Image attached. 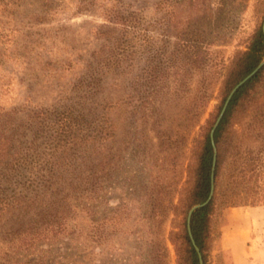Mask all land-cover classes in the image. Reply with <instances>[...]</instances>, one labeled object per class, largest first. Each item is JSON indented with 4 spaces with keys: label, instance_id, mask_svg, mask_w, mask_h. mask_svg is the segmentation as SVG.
<instances>
[{
    "label": "rangeland",
    "instance_id": "1",
    "mask_svg": "<svg viewBox=\"0 0 264 264\" xmlns=\"http://www.w3.org/2000/svg\"><path fill=\"white\" fill-rule=\"evenodd\" d=\"M217 1L196 0L195 9H178L175 23H166L162 0H0V125L6 121L13 134L14 157L27 161L15 167L20 173L5 187L28 197L42 192L47 204L54 203L45 212L63 225L55 233L28 225L36 212L27 220L22 213L19 232L15 222L0 229V264H177L174 243L180 239L170 233L179 231L182 215L168 201L176 203L178 196L169 187L159 200L151 190L162 185L156 178L162 175L168 184L184 186L183 169L200 126L217 113L223 71L264 21V0H231L234 29L223 44L209 48L204 68L190 67L176 52L174 36L189 15L202 11L203 4L213 9ZM128 13L139 22L129 43L134 33L126 39L108 20ZM121 42L132 47L122 68L102 69L100 60L113 63ZM142 69L154 74V81ZM135 74L142 79L133 82ZM137 87L147 91L142 98L133 97ZM117 100L124 105L116 106ZM246 105L234 119L233 154L239 162L255 159L262 170L257 184L264 190V71ZM66 107L84 115L87 142L52 151L36 124L42 113L52 116ZM106 117L116 125L113 136L92 139L94 120L105 127ZM161 139L171 146L162 166ZM234 156L227 163L233 164ZM90 167L102 187L93 199L85 191ZM37 171L40 184L32 176ZM158 201L159 209L152 205ZM238 201L215 206L207 264H264V204ZM90 217L105 222L101 244L91 239Z\"/></svg>",
    "mask_w": 264,
    "mask_h": 264
},
{
    "label": "trees",
    "instance_id": "2",
    "mask_svg": "<svg viewBox=\"0 0 264 264\" xmlns=\"http://www.w3.org/2000/svg\"><path fill=\"white\" fill-rule=\"evenodd\" d=\"M162 1L165 5L166 23H175L174 16L176 10L181 8L195 9L197 7L196 0ZM108 20L112 23H116L117 26L121 28L120 31H122V36H125L126 39L134 33V35L128 39L127 43L137 37L135 31L137 30L136 25L139 22L133 17L132 13L125 15H111ZM234 21L235 12L231 0H218L213 9L207 7L206 4H203V10L201 11L197 9L196 13L189 15L187 19L182 22L184 23L183 27L178 29L175 34L176 52L187 58V63L190 67L204 68L209 61V48L221 45L225 42L227 35L234 29ZM115 32L116 29H113L111 34H115ZM122 43L123 42L117 44L120 46L116 47L119 48V53L115 54L117 56L113 59V63H109V60L106 62L105 58L100 60V63H102V69L110 71V66L115 69L122 68L126 61V52L132 48H127ZM124 47L125 49H123ZM114 49L115 47L112 51ZM263 58L264 34L262 31V22H260L251 35L246 49L235 52L230 63L225 67L223 71V79L220 82V102L217 106V113L215 114V117L206 120L205 124L200 126V133L194 140L195 146L191 151L186 168H184V161L182 165V162L179 160L181 167L184 168L183 171L187 174L184 186L178 187V185L174 183L173 185L168 184L166 182V176L163 175L161 177H156L163 183L158 187V190H156L155 187L152 188L151 194H155V199L160 200V195H162V193L166 194L169 187L173 190L170 192L178 196L176 203H173L172 200L168 201L169 208L176 214L182 215L179 231L176 233H170L174 239H180L178 245L177 243H174L177 264H199L197 253L188 236L186 223L188 211L193 206L203 203L210 192L213 160L210 131L214 121L231 90L249 75L260 64ZM263 71L264 67L237 90L231 98L219 125L214 131L213 137L217 149L214 171V195L208 205L199 208L192 213L190 221L191 233L195 244L201 253L204 264H207V254L210 249V224L211 216L215 211V206L218 204L227 206L234 205L237 200L243 205L257 206L264 204V190H261V186L257 184L256 180L261 176L262 170L255 165V159L250 156H246L244 161L239 162L233 154L234 145H232L233 138H235V133L232 127L235 123L234 119L236 113L237 111H243L247 107L246 104L249 96L254 93L255 87L260 81ZM142 72L147 73L148 77L146 79L154 81L151 77H155V75L149 70L142 69ZM133 78V82L135 80L139 81L140 78L142 79V75L135 74ZM146 92L147 91H143L140 87L132 89L133 97L142 98ZM204 97H206V101L203 103V107L207 105L210 99V94L204 95ZM123 102L117 100L116 106L122 107L124 105L122 104ZM85 121L83 114L77 113L73 107H66L62 112H54L52 116L42 113V123L40 126L38 124L36 125L38 126V130H42V136H45L43 140L46 144L50 143V147L53 148L52 151H57V148L61 147L67 152L70 150L69 145L79 146V144H83L86 141L82 136V125ZM7 124L8 123L5 121L0 125V229L15 222L17 223V229L15 232H19L20 228L24 227H20V223H22L21 219H19L20 215L23 213V220H27L25 218L26 215H28L30 211H34L36 212L34 214L35 217L30 219L31 222L28 225L43 226L45 227V230L54 231L55 233L60 232L61 230L63 231L62 223L55 219L57 217H53L52 214L45 212V210H49V206L50 209H53L54 203H52V205L47 204V202L42 199V192L39 196L37 195V192L34 191L28 197L22 193H14L12 190L5 187L13 180V176H17L20 173L15 167L23 164V162H27L21 157H14L12 152L13 134L8 133L9 129L7 128ZM93 125L94 128L92 132L94 137L92 139L98 138L102 140L104 139L105 134L113 136L116 131L115 123L108 120L107 117L105 127H101V125L95 120ZM104 131L106 133H103ZM160 141V147L163 148L162 153H164V157L160 164V166H162L165 165V161L167 162L169 154L171 156V146L168 141H164L163 139ZM233 156L235 158L234 163H227V159ZM106 158L107 157H104L103 161H99L98 165L104 167ZM175 158L176 156L172 159V167L178 162V159L175 162ZM4 170H8L9 172H5ZM161 170L155 171L154 174L159 173ZM40 171H37L36 174H32V176H34L33 178L39 184L43 182L42 177H37V174H40ZM48 171L52 174L51 171L53 170ZM87 172L88 178L86 179L88 180L90 187L85 191H88L87 196L90 195L93 199L94 197H98L100 190H102V187H99V182H101V180H98V174L96 175V170L92 167L88 168ZM100 172L102 173L104 171L102 170ZM54 177L55 176H52L49 179L51 182L50 184L53 186L55 184ZM31 182H34V180H31ZM79 190L81 194L83 189ZM160 204L161 202L158 201L152 205L159 209ZM42 211H44L46 215L42 214ZM89 222L91 223V239L94 242L101 244L105 231V222L100 223V221L98 222V219L92 217H90ZM43 236L45 235L42 231V237ZM32 240L33 239H26L24 240V243H31Z\"/></svg>",
    "mask_w": 264,
    "mask_h": 264
},
{
    "label": "water",
    "instance_id": "3",
    "mask_svg": "<svg viewBox=\"0 0 264 264\" xmlns=\"http://www.w3.org/2000/svg\"><path fill=\"white\" fill-rule=\"evenodd\" d=\"M262 31H263V34H264V21L262 23ZM264 65V59L260 62V64L249 74L247 75L243 80H241L232 90L231 92L229 93V95L227 96L213 126H212V129L210 131V141H211V145H212V149H213V160H212V168H211V179H210V192H209V195L207 197V199L201 203V204H198V205H195L194 207H192L190 209V211L188 212V216H187V232H188V236L191 240V243L197 253V256H198V260H199V264H203V260H202V256H201V253L198 249V247L196 246L195 244V241L193 239V236H192V233H191V228H190V221H191V216H192V213L199 209V208H202L206 205L209 204V202L211 201L213 195H214V190H215V184H214V171H215V165H216V154H217V150H216V146H215V143H214V131L215 129L217 128V126L219 125L226 109H227V106L231 100V98L233 97V95L237 92V90L243 86L247 81H249L251 78H253L258 72L259 70L263 67Z\"/></svg>",
    "mask_w": 264,
    "mask_h": 264
},
{
    "label": "crops",
    "instance_id": "4",
    "mask_svg": "<svg viewBox=\"0 0 264 264\" xmlns=\"http://www.w3.org/2000/svg\"><path fill=\"white\" fill-rule=\"evenodd\" d=\"M234 214H235V213H234ZM234 214H233V215H234ZM232 220H233V219H232ZM255 249H256V247H255Z\"/></svg>",
    "mask_w": 264,
    "mask_h": 264
}]
</instances>
